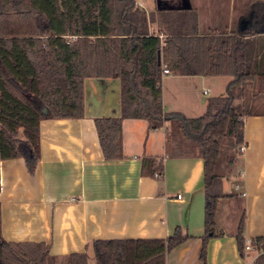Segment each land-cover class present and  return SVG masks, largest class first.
Returning a JSON list of instances; mask_svg holds the SVG:
<instances>
[{"label":"trees","instance_id":"obj_1","mask_svg":"<svg viewBox=\"0 0 264 264\" xmlns=\"http://www.w3.org/2000/svg\"><path fill=\"white\" fill-rule=\"evenodd\" d=\"M248 1L253 5L244 16L249 24L245 28L199 33L193 9L175 16L163 14L164 26L151 31L150 17L136 0H0V160L21 157L34 175L39 122L83 116L86 77L118 78L121 115L94 119L103 157L121 156L120 128L125 117L146 119L151 129L166 123L168 146L175 136L188 142L187 149L196 148L177 154H196L203 160L205 231L199 260L205 264L207 240L217 235L213 225L221 195V139L230 135L236 148L245 145L242 117L252 111L243 105L246 98L240 103L238 98L247 97L255 84H264V57L259 60V47L255 49V39L264 35V5ZM163 64L173 74L229 75L226 94L210 98L200 116L164 111ZM141 174L160 178L162 162L142 157ZM244 222L242 214L235 233L242 258L246 257ZM186 238L177 227L160 239L93 240V262L165 264L166 253ZM250 241L264 246V236ZM57 260L43 242L7 241L0 233V264H54ZM62 260L63 264H88L85 252ZM252 264H264V252Z\"/></svg>","mask_w":264,"mask_h":264},{"label":"crops","instance_id":"obj_2","mask_svg":"<svg viewBox=\"0 0 264 264\" xmlns=\"http://www.w3.org/2000/svg\"><path fill=\"white\" fill-rule=\"evenodd\" d=\"M136 1L149 15L152 31L164 26L163 14L175 16L188 9L198 14L204 5L215 15V7L234 0ZM164 2L172 7L166 9ZM214 15L205 21L197 17L199 33L230 32L249 25L244 17L234 26L232 21L219 26ZM255 43L260 60L264 57V35L259 34ZM169 73L161 80L163 110L179 111L187 117L194 110L207 107L197 97L196 87H204L206 95L213 92L214 97L223 96L231 78L221 74ZM258 77H262L260 72ZM83 104L81 117L45 118L39 122V160L34 175L28 173L21 157L0 160L2 237L12 242H43L56 259L85 252L90 261L93 240L160 239L179 227L187 238L166 253L165 264H202V158L196 154L169 153L166 123L151 129L147 120L125 117L120 128L121 156L105 159L94 119L121 115L120 80L86 77ZM242 120L245 150L240 152L237 148L229 169L220 172L221 195L213 225L217 235L207 240L205 264H247L235 239L242 214L245 239L264 236V111H252L243 115ZM144 156L162 162L160 178L141 174ZM231 179L234 191L228 185Z\"/></svg>","mask_w":264,"mask_h":264},{"label":"rangeland","instance_id":"obj_3","mask_svg":"<svg viewBox=\"0 0 264 264\" xmlns=\"http://www.w3.org/2000/svg\"><path fill=\"white\" fill-rule=\"evenodd\" d=\"M182 1H187V0H182ZM256 2L264 5V0H256ZM164 4L166 5V7H165L166 9L168 7H172L168 3L164 2ZM251 5H253V3L250 4L248 0H234L233 3H231V4H229V2L226 1L224 3V5L222 4V6L214 8L215 9V12H214L215 15L212 12H210V9H211L210 7L202 5L201 8L199 9L198 14H196V15L200 21L208 20V19H210V17L212 15H214V19L218 21L219 26L223 25V27H224V25L229 24V21H232V26H234V24H236V22H238V20H240L241 18H244V16L247 14V12L251 9V7H252ZM159 18H160V16H158V19ZM223 27H221V28H223ZM154 30L157 31L156 29H154ZM256 68L259 69L258 67H256ZM170 74H172V72L169 73V75ZM203 88L204 87H202L200 85L198 87H196V89H195L196 94H197V97H199V99L202 101V103L203 102L208 103V100L210 98L214 97L215 94H213V92H209V94L206 95L203 93ZM250 90H251V93L253 95L250 93ZM222 94L225 95L226 90L225 91L223 90ZM238 101H239V103L241 101H243L244 102L243 105H245L244 107L246 109H250L251 111H264V84L262 86H260L259 84H255L254 86L250 87L247 90V97H245V96L240 97V98H238ZM205 111H206V108H204L203 110H201V109L200 110H194L193 112H191V113H193L191 115V117L200 116ZM141 120H144V122H146V119L142 118ZM176 144H178V145H176ZM185 144L189 145L187 141H184V140L179 141V138L174 136L173 139L171 140V145L168 146L167 151L169 153L183 152L188 147ZM189 150L195 151L196 148L190 146L186 150V152H188ZM236 153H237V148L234 145L233 137L230 135L223 137L221 139V153L219 156V166H218L219 173L221 172L222 169L223 170H225L227 168L229 169V158L236 155ZM228 185H229L230 189L233 190L234 180H232V179L229 180ZM234 194L235 193L230 194V196H233ZM240 206H241L240 208H242L243 205H240ZM240 213H241V211H240ZM88 257H91L90 261L88 260L89 258L87 259L88 264H94L93 254L90 253L88 255ZM63 261H65V260L58 259L57 261L54 262V264H63Z\"/></svg>","mask_w":264,"mask_h":264},{"label":"built area","instance_id":"obj_4","mask_svg":"<svg viewBox=\"0 0 264 264\" xmlns=\"http://www.w3.org/2000/svg\"><path fill=\"white\" fill-rule=\"evenodd\" d=\"M170 71L168 69V67L166 66V64H163L162 66V73L164 74H168ZM238 150L240 152H243L245 150V145L241 144L238 147ZM155 176H158V174L156 173ZM242 195L245 194V192L241 193ZM244 252L246 254V262L247 264H252L254 259L261 254L262 252H264V246L263 245H257V244H252L250 239H246L245 240V244H244Z\"/></svg>","mask_w":264,"mask_h":264}]
</instances>
